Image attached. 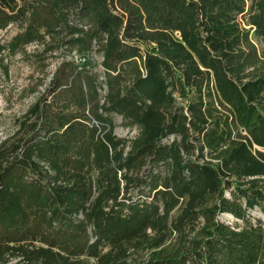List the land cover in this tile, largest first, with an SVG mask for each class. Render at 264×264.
<instances>
[{
	"label": "trees",
	"instance_id": "trees-1",
	"mask_svg": "<svg viewBox=\"0 0 264 264\" xmlns=\"http://www.w3.org/2000/svg\"><path fill=\"white\" fill-rule=\"evenodd\" d=\"M15 58L0 264H264V0H0Z\"/></svg>",
	"mask_w": 264,
	"mask_h": 264
},
{
	"label": "rangeland",
	"instance_id": "rangeland-1",
	"mask_svg": "<svg viewBox=\"0 0 264 264\" xmlns=\"http://www.w3.org/2000/svg\"><path fill=\"white\" fill-rule=\"evenodd\" d=\"M28 48L32 49L33 46ZM14 62L9 76H0V139L14 130V118L20 116L36 98V93H30V90L39 78L38 73L30 70L18 58ZM54 66L55 63H52L49 70H53ZM120 123V118H117L115 133L118 136L131 138L137 133L136 128H125ZM224 219L230 220L231 217L225 215Z\"/></svg>",
	"mask_w": 264,
	"mask_h": 264
}]
</instances>
